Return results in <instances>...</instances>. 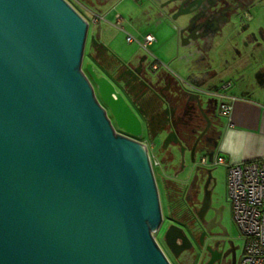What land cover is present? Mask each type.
Segmentation results:
<instances>
[{"label":"water","instance_id":"obj_1","mask_svg":"<svg viewBox=\"0 0 264 264\" xmlns=\"http://www.w3.org/2000/svg\"><path fill=\"white\" fill-rule=\"evenodd\" d=\"M239 2L168 0L161 8L175 5L172 20L190 15L177 27L188 46L213 35L217 18L227 21ZM88 28L67 0H0V264H171L154 238L162 224L160 200L139 139L163 136V146L173 144L181 158L186 148L165 127L149 137L132 84L140 61L134 71L122 62L101 67L89 54L99 70L90 63L87 75L82 71ZM98 46L90 36V49ZM198 110L206 128L190 150L195 174L188 185L203 174L193 213L207 231L215 180L195 161L210 127ZM163 241L176 260L192 248L176 224Z\"/></svg>","mask_w":264,"mask_h":264},{"label":"crops","instance_id":"obj_2","mask_svg":"<svg viewBox=\"0 0 264 264\" xmlns=\"http://www.w3.org/2000/svg\"><path fill=\"white\" fill-rule=\"evenodd\" d=\"M80 8L74 9L89 23L94 25L92 35L98 38L99 50L90 49V55L101 67L119 64L120 60L110 49L106 27H114L116 16L121 17L122 29L136 33L137 50H143L141 56L134 59H122L129 69L138 68L139 61L145 57L141 72L134 75V99L140 104V110L150 124L149 137L156 136L161 128L173 132L186 148L181 164L199 134L206 128V120L201 116V109L210 121V127L203 134L195 149V161L210 156H222L227 164H241L256 160L264 154V0H253L235 12L226 13L227 21L218 17L217 30L211 36L182 46L178 30L172 20L175 5L161 8L168 0H131L124 6V17L116 13L114 19L108 18L107 12L116 0H72ZM230 2V1H229ZM221 6H217L216 11ZM111 10V12H113ZM95 17L102 20L93 22ZM106 25V26H105ZM127 27V28H126ZM152 34L156 42L143 49L139 42L143 35ZM91 35V36H92ZM127 42V41H126ZM127 58V57H126ZM157 64L153 70L151 65ZM124 70V68H123ZM129 78V77H128ZM196 94L197 98L188 94ZM160 95L166 98L168 110L162 105ZM221 102H230L232 109L229 119L218 114ZM231 124V126L229 125ZM153 141L158 146V154L149 156L167 167L177 177L179 162L170 164L174 154V145L163 146L162 138ZM148 152L146 136L139 139ZM155 154V155H154ZM149 155V154H148ZM157 166V167H158ZM204 166V165H203ZM211 168L212 165H205ZM225 169V166H222ZM165 187L174 186L183 191L181 186L169 179L163 180Z\"/></svg>","mask_w":264,"mask_h":264},{"label":"built area","instance_id":"obj_3","mask_svg":"<svg viewBox=\"0 0 264 264\" xmlns=\"http://www.w3.org/2000/svg\"><path fill=\"white\" fill-rule=\"evenodd\" d=\"M136 1V0H134ZM102 20L95 17L93 22ZM121 17L116 16L115 26L122 29ZM127 43L134 42L132 36H126ZM156 42L152 34L140 39V46L147 49ZM145 62L142 57L140 64ZM157 69V64L151 65ZM232 106L230 102H221L218 114L229 119ZM231 126V124H229ZM117 133V132H116ZM200 165L225 166V195L230 206L232 221L243 240L241 256L237 264H264V154L256 160L241 164H227L222 156L203 157ZM151 168L159 162L149 157Z\"/></svg>","mask_w":264,"mask_h":264},{"label":"rangeland","instance_id":"obj_4","mask_svg":"<svg viewBox=\"0 0 264 264\" xmlns=\"http://www.w3.org/2000/svg\"><path fill=\"white\" fill-rule=\"evenodd\" d=\"M67 1L70 3V5L72 7L74 6L77 10L80 11V8L76 5V3L74 1H72V0H67ZM118 3L120 4L119 7H115L113 10H112V8L114 6L113 7L110 6L112 8H110V7L108 8V10H107V12L109 11V13H108L109 17L108 18L114 19L116 13H119L124 17V10H123L124 6H126L130 3H134V2L131 0H116V2H114V5L117 6ZM111 10L113 12H111ZM80 12L83 13L82 10ZM189 16L190 15H188V14L181 15L176 20H174L173 23L176 26L185 27L188 23ZM88 26H89V28H88V34H87V41H86V45L84 48V55H83V60H82V71L86 75H87V71L85 70V68L90 63L93 64L94 69L99 70L98 66L95 64V62L92 61V59L89 56V54H90V47H89L90 36L95 31V28L91 22L88 23ZM106 30H107V35H108V38L110 41L109 42L110 43V49H112L114 51V55L116 57H118V60L124 62V60H122V59H126V61H128L127 59L130 60V59L136 58L139 55L141 56L143 50L138 51L135 43L127 44V42H126V36H128V35L132 36L134 39L136 38L135 31H133L130 28H127L126 32L125 31L122 32V31H119L118 28H114V27H106ZM124 63H126V62H124ZM118 131H121V130L118 129ZM152 145H153V142H151L148 145L149 156H151V155H153V153H155L157 158L161 161L162 160L161 156L157 152L159 147L157 145L156 146L154 145L155 149H153ZM184 160H185V162L183 164V169L179 168L177 177H175L174 172L167 167V164L165 165L164 163H160V166L153 167V174H154V178L156 181L158 196H159V200H160L161 214H162V224H161L158 232L154 234V238H155L156 242L159 244V246L161 247V249L163 250L164 254L166 255V257L168 258V260L171 264H179V263L170 254V252L168 251V249H167V247L163 241L164 232L167 229V227L170 225V223L172 222L171 219L169 218V212H168V206H167L168 205L167 204V196H166V187L164 185L163 180L169 179L171 181L176 182L177 184H180L181 186H186V185L190 184L192 179H193V176L195 174V170H194L195 165L189 161L187 153L185 154ZM177 161L179 162V167H181V165H182L181 161L182 160H180V157H178L177 154L174 153L172 155V161L170 164H175L174 162H177ZM210 169H211L212 178L215 180V183L211 184V187H213L212 196H211L212 204L214 206L223 208L222 226L227 231L230 240L237 247L236 256H237V259L239 260V258L241 256V252H242L243 240L238 236V232H237L236 227L232 221L230 206H229V203L226 199V195H225V169L222 166H217V167L212 166ZM202 180H203V174L200 176V179H199L200 185L202 183ZM169 187H171V186H169ZM198 199H199V201L202 200V192L199 194ZM206 241L208 243L212 242L210 237H207Z\"/></svg>","mask_w":264,"mask_h":264},{"label":"flooded vegetation","instance_id":"obj_5","mask_svg":"<svg viewBox=\"0 0 264 264\" xmlns=\"http://www.w3.org/2000/svg\"><path fill=\"white\" fill-rule=\"evenodd\" d=\"M248 3L249 1L243 2L244 5ZM115 130L124 135L122 131H118L116 128ZM202 186L203 181L201 185L198 181L191 186L188 185V191H179L174 186L166 187L169 218L172 221L170 224L173 223L181 227L192 242V248L183 252L177 261L179 264H237V247L222 226L223 208L214 206L211 199L210 210L205 217V220L211 222L210 230H204L195 219L193 212L200 206L198 196L202 192ZM207 223L203 224L206 226ZM207 237H210L212 242L208 243ZM211 252L214 253V261H210Z\"/></svg>","mask_w":264,"mask_h":264},{"label":"bare ground","instance_id":"obj_6","mask_svg":"<svg viewBox=\"0 0 264 264\" xmlns=\"http://www.w3.org/2000/svg\"><path fill=\"white\" fill-rule=\"evenodd\" d=\"M241 1V0H240ZM244 1V0H243ZM206 5V3L204 4V6Z\"/></svg>","mask_w":264,"mask_h":264}]
</instances>
